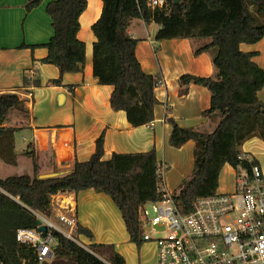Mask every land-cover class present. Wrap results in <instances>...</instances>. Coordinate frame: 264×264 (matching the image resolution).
<instances>
[{
  "label": "trees",
  "instance_id": "1",
  "mask_svg": "<svg viewBox=\"0 0 264 264\" xmlns=\"http://www.w3.org/2000/svg\"><path fill=\"white\" fill-rule=\"evenodd\" d=\"M42 1L26 0L25 12H31ZM99 1L100 15L90 27L95 39L92 76L97 85L112 87L110 108L123 112L132 128L152 126L153 109L159 104L155 89L162 84L160 75L143 72L135 56L137 40L128 33L133 20L157 25L156 42L204 41L193 50V56L211 54L213 76L184 74L177 84L179 96L185 95L190 85L209 92L210 105L202 115L218 117L214 130L205 134L193 128H181L173 119L165 118L171 127L170 147L179 149L189 141L194 143L190 177L172 193L179 212L188 213L197 200L215 194L225 165L235 167L237 163H246L238 159L243 154L239 148L245 141L255 137L264 143V102L257 97L264 87V70L252 60L256 53L240 50V45L251 46L264 38V0H180L176 5L172 0H164L162 8L154 9L150 8L149 0ZM85 8L86 0H55L45 6L52 36L47 43L28 48H45L46 56L39 63L52 65L59 73L57 79L48 81L52 86H61L64 74L83 72L85 45L77 34L79 17ZM12 109L22 110L23 103L14 94H1L0 160L6 164H14V134L18 130L2 126ZM24 155L32 161L33 176L0 180V264H46L37 261L33 247L16 242V232L38 230L36 214L51 215L52 196L76 195L86 190L111 199L129 242L137 251L140 249L138 209L162 198L154 148L143 153L112 154L103 160V134H100L88 160L74 161L69 171L43 180L38 179L33 153L25 151ZM74 235L91 243L85 245L77 239L79 245L51 232V264H60L64 259L72 264H125L111 245L92 243L91 231L79 223L75 224Z\"/></svg>",
  "mask_w": 264,
  "mask_h": 264
},
{
  "label": "crops",
  "instance_id": "2",
  "mask_svg": "<svg viewBox=\"0 0 264 264\" xmlns=\"http://www.w3.org/2000/svg\"><path fill=\"white\" fill-rule=\"evenodd\" d=\"M51 1L55 0H43L26 13V0H0V95L14 94L23 103L22 110L12 109L7 113L2 125L18 129L14 134V157L23 156L32 165L31 159L24 156L25 151L32 152L38 176L64 173L72 168L74 161L88 160L94 152L95 140L103 134V160H108L112 154L143 153L154 148L157 162L166 170L171 163H193L192 141L179 149L168 145L171 127L165 118L173 119L181 128H193L205 134L214 130L218 117L202 115L210 105V95L205 88L190 85L185 95H178L177 80L181 75L211 77L214 74L210 53L193 56V50L204 41L156 42L157 25H145L139 19L131 22L128 33L137 40L135 56L141 69L146 74L162 77V84L155 89L159 104L153 109L152 126L132 128L123 112L110 108L112 87L97 85L92 76L95 39L90 27L101 12L99 0H86V8L79 17L77 38L85 45L83 72L64 74L61 86L48 84L58 78V69L39 63L46 56L45 48L31 50L28 47L45 44L52 36L50 19L45 12L46 4ZM240 50L256 53L252 60L264 70V38L251 46L240 45ZM257 97L264 102V87ZM18 133L20 148L16 147ZM239 149L260 165L264 178V143L253 137ZM223 168L229 171L222 173L221 170L217 191L230 192L234 174L229 165ZM165 174L163 181L168 190ZM11 176L6 174L0 180ZM63 196L68 202L73 198L75 223L91 231L92 243L111 245L125 264L156 263L153 245L142 244L137 251L129 242L121 216L109 197L92 190ZM79 238L85 245L91 243ZM150 250L148 256L145 252Z\"/></svg>",
  "mask_w": 264,
  "mask_h": 264
},
{
  "label": "built area",
  "instance_id": "3",
  "mask_svg": "<svg viewBox=\"0 0 264 264\" xmlns=\"http://www.w3.org/2000/svg\"><path fill=\"white\" fill-rule=\"evenodd\" d=\"M164 0H149L150 8H162ZM246 163L231 167L234 174L230 192L216 190L211 197L197 200L188 213H180L172 193L163 181L165 167L158 163L159 192L162 198L141 205L138 220L142 244L155 248L156 264H264V178L261 167L245 153ZM63 194L51 197V215L36 214L46 226L38 230H18L16 242L33 247L42 263L51 257V232L74 239L75 204ZM58 220V224L51 218ZM80 245V244H79Z\"/></svg>",
  "mask_w": 264,
  "mask_h": 264
},
{
  "label": "rangeland",
  "instance_id": "4",
  "mask_svg": "<svg viewBox=\"0 0 264 264\" xmlns=\"http://www.w3.org/2000/svg\"><path fill=\"white\" fill-rule=\"evenodd\" d=\"M20 135L19 133L16 135V141H17V148H20V142H19ZM193 154V153H192ZM191 156L193 157V155ZM25 156V155H24ZM26 157V156H25ZM16 162V163H15ZM32 162V161H31ZM169 167L165 171L166 176V183L168 184V190L170 193H174L178 190L180 183L183 180H186L190 177L193 163H171L168 164ZM33 165L29 162V159L24 158L23 156L21 159L18 157H14V164H6L2 160H0V177L3 178L6 176H33ZM223 171L228 172V169L223 168ZM55 223L58 224V220H56L55 216L51 218ZM74 237L77 239V237L74 235ZM79 241H81L83 244L85 243L83 239L78 238ZM128 244H130L128 242ZM134 250V248H133ZM135 251V250H134ZM151 250L149 252H145L148 256L151 255ZM155 252V250H153ZM154 254V253H153ZM45 259L44 263L51 264L52 259ZM60 264H72L69 260L64 259L60 261ZM156 264V263H155Z\"/></svg>",
  "mask_w": 264,
  "mask_h": 264
},
{
  "label": "water",
  "instance_id": "5",
  "mask_svg": "<svg viewBox=\"0 0 264 264\" xmlns=\"http://www.w3.org/2000/svg\"><path fill=\"white\" fill-rule=\"evenodd\" d=\"M180 0H172V3L174 5L178 4ZM62 173H49V174H44V175H39L38 179L43 180V179H49V178H54L60 176ZM37 227L38 231L41 233L42 236H44L47 232L46 226L42 225L40 221H37Z\"/></svg>",
  "mask_w": 264,
  "mask_h": 264
},
{
  "label": "bare ground",
  "instance_id": "6",
  "mask_svg": "<svg viewBox=\"0 0 264 264\" xmlns=\"http://www.w3.org/2000/svg\"><path fill=\"white\" fill-rule=\"evenodd\" d=\"M93 7V6H92Z\"/></svg>",
  "mask_w": 264,
  "mask_h": 264
}]
</instances>
